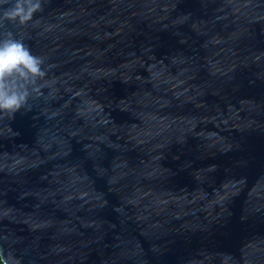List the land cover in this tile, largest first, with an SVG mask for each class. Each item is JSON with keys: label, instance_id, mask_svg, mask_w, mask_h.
Segmentation results:
<instances>
[{"label": "water", "instance_id": "95a60500", "mask_svg": "<svg viewBox=\"0 0 264 264\" xmlns=\"http://www.w3.org/2000/svg\"><path fill=\"white\" fill-rule=\"evenodd\" d=\"M5 21L46 76L0 112L5 264H264V0H41Z\"/></svg>", "mask_w": 264, "mask_h": 264}, {"label": "clouds", "instance_id": "9594fccd", "mask_svg": "<svg viewBox=\"0 0 264 264\" xmlns=\"http://www.w3.org/2000/svg\"><path fill=\"white\" fill-rule=\"evenodd\" d=\"M38 11L41 0H0V26L5 21L26 25ZM43 64L11 31L0 33V112L19 111L39 91L37 82L46 76Z\"/></svg>", "mask_w": 264, "mask_h": 264}, {"label": "trees", "instance_id": "16d2710c", "mask_svg": "<svg viewBox=\"0 0 264 264\" xmlns=\"http://www.w3.org/2000/svg\"><path fill=\"white\" fill-rule=\"evenodd\" d=\"M0 264H5L4 261L2 260L1 255H0Z\"/></svg>", "mask_w": 264, "mask_h": 264}]
</instances>
